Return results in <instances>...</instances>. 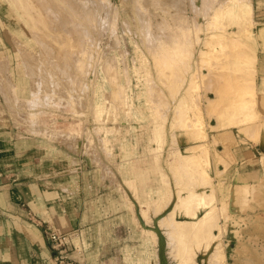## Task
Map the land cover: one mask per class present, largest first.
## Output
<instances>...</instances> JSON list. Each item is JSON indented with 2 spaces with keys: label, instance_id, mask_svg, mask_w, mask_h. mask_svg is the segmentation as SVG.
Masks as SVG:
<instances>
[{
  "label": "rangeland",
  "instance_id": "374dc122",
  "mask_svg": "<svg viewBox=\"0 0 264 264\" xmlns=\"http://www.w3.org/2000/svg\"><path fill=\"white\" fill-rule=\"evenodd\" d=\"M12 1L14 0H11V1L10 0H0V65L2 64L1 66L2 69L0 67V71L5 76V77L3 76L4 78L8 76L4 80L2 77L1 80H3V83H6L8 81L10 82V80L12 82V87L8 86V89L6 90L7 92L10 93L8 94V96L10 95L9 97L14 95L13 96L14 98H11V102L14 101L13 102L14 104L15 99H16L17 103H15L14 106L15 108H17L16 109L17 112H15L16 113V118H15V115H14L15 113L13 114L10 111L11 109H8L10 108L9 103H7L8 101H6L5 96H3L4 94L2 93V88H1L2 86L0 84V115H1L0 127L4 128V130L11 132L13 135H16L17 137L21 139L24 138V140H27L29 142L27 144L30 145L31 151L35 154H39V158L49 159V160L51 159V163L47 161V164L50 165L51 167L54 166V171L56 170V174H58V177H56L57 180H63V181L71 180L73 183L80 184L83 187L84 185L86 186L85 187L86 190L84 189V191L82 192L83 199L86 200L87 202H91V205L95 209V218H96L95 220L97 224L99 225L96 236L94 238L93 237L91 238V241H90L91 248L89 249V251H87L89 253L87 254V252H85L86 250L83 251L85 252L86 257L89 259L92 258L95 261L97 260L98 264H172L174 262L177 263V261H174L175 257L172 254L173 253L175 254V252L178 253L180 250L178 251L177 248L181 249L180 247L183 245L179 246L181 244V242L179 244V240L181 239L179 232L181 229L180 230L177 229L178 227H176L177 226L176 219H180V218L187 219L189 217V216L186 217L187 215L185 214V210L184 212H182L184 208H179V206L181 207L183 203L182 201L181 203L179 202L180 201L179 197H181L182 194L188 192L191 189L190 187H193V185L196 186L197 184L198 187L196 186L194 190L192 189V191H200V192L204 191L203 192L204 194V193L209 192L210 190L211 191L209 193L215 190L213 192V196L212 194H211V197L208 196L209 199L211 198L210 200L208 199L206 194H204L205 195L204 198L205 200L207 198L206 200L207 204L209 203V201L210 203L211 201H213L211 204L209 203L211 206L209 204L207 206H210V207L213 206L212 207L213 209L215 207V211L211 208L213 212V213L211 212V215L212 214L214 215L211 216L213 220H211L210 222L211 224H213V227L215 229L212 228L213 229L212 230L208 226V228L210 229V235H211L210 237L209 233H207L208 238L210 240L215 239V238L217 239L211 241V243H209L210 240L208 241V243H206L207 239H205V241L200 239L201 244L205 243L207 246V248H203V246L205 245L201 246L200 242L198 243L196 238L195 239L192 238V236H194L193 232L196 230V227L194 229L193 227L185 229V232L186 231L189 232L190 230L189 234L188 232H186L189 235V237L187 234L186 235L189 240L191 239L193 240L191 242H189L186 236H184L185 232L181 231L183 232L182 234H184V235L181 234V236L185 237V238L182 237V239L184 240L186 239L188 241V245H190V243L192 244L196 242L200 244L199 248H203V250L194 248L196 250L194 252L192 248L190 251H193L195 253L196 257L195 255H193L194 253H192L194 258L192 257L191 254L188 255L186 252L183 253L182 251H180V254L179 253L177 255L175 254L177 257V260L179 259V257H181V255L187 254V257H190L189 264H193V263L194 264H211V263L212 264H264V166H263L264 165L263 163L264 162V117H263L264 110L262 109V104L259 102L260 96H264V94L262 95V92L264 93V39H263L264 37L258 38V41L254 42L255 44L257 43L256 45H257V51L259 53V61H256V63H254L255 61L253 60V62H251L248 65L249 69L246 74L248 76H244L245 78L247 77V81H249L251 87L254 88V89L252 88L253 95L251 94V97L248 103L249 109L251 108L250 106L252 107L255 106L259 111V114L256 116L258 117L260 113L261 115L258 118L254 116L255 119H253L254 118L253 117L252 118L253 120L250 119L249 121L250 123H249L247 121L241 122V119L239 118V116L235 114L234 118L233 119L231 118V121L228 122L227 120L229 119L228 117L229 113L224 112V109L226 108V106L225 108L222 106L224 105L222 104L223 103L222 100H221L222 103H220V100H219V103L217 102L218 105L222 104L221 105L222 109L218 107L217 109L222 110L220 111L222 114L225 113L226 117L228 118L225 121L220 120L219 118L220 115L218 114L220 112L217 111L216 108H214L212 105H210L212 108L210 106L208 108V104H207L208 101L206 99L205 100L203 99L204 98L203 93L206 91L205 90L206 88H203V87L200 88L199 90L201 92L199 90H198L199 92L198 91L193 92V90H191V92H193V95L197 93H201V96L199 95L200 97L197 96L198 99L196 97L198 101L194 98L190 99V95H192V93L186 92L187 90H184V88L186 87L187 83H189V81H192L193 79H196V78L197 80L202 79L200 80L202 81V84L204 83L206 84L207 82H209V80H213L216 76L213 75L214 76L213 77L210 75L212 69H214L212 64L215 65L216 63H224L228 58H229L228 60H230V57L232 58L233 56H235L236 52L232 50L238 49V47L236 48V41H237L236 38L238 34H233V33L231 34L232 31L236 30V29H232L231 26L221 27L217 25H210V24L208 25L206 20L208 19V17L209 19H211V16L209 15L205 16V14L208 13L206 11L198 12V10L197 11L193 10V8L191 7L192 5H190L189 3L191 0L189 1L188 0H164V1L163 0H135V1L133 0H107L109 3L105 0L104 1L101 0V2L103 3H100V5H99L100 0H89V1L74 0L75 2L72 0L74 2L72 5H75L73 6V8L75 7L76 9L80 10L78 14L79 13L81 14L83 10H84L83 12H85L86 10L85 7H89L91 10H93V12H91L90 15L94 17V19L92 20H90L89 18L87 19L89 20L88 22L89 26H88L86 22L87 20L83 18L85 16L87 17V14L85 15L86 12L84 13L85 16L83 15V13L81 14V16L83 17H79L77 15L79 18H81L80 19L81 22L83 23L85 22L84 23L85 25L82 24V26H79V28H81L82 31L85 30L88 36L85 35L84 37L85 39H83L82 35H84L83 33L85 32L83 31L82 35H78L79 37L78 42H76L78 40V37L76 38L73 37L74 40H72V44H71L70 40L72 38H70L68 43H70L71 45H68L67 43V46H64V47L61 46V43H63L64 40L68 39L66 37L68 36V34L67 35L63 34L64 33L63 30L65 29L61 28L62 26H60V24L57 22L58 20L56 21L53 20L57 23V25L54 23L55 30L53 31H55V33L54 32H51V33L56 34V30L58 31L59 26H60L62 30L61 31L59 30L58 32H62V35H63V36L61 35L62 37L66 35L65 39H62L61 37L60 44L59 42H57L59 44L58 46L55 41L52 42L51 40H50L51 43H54L53 45L50 44L49 40H47L48 42L45 41V43H42L41 40L35 37H34L35 39L33 38V36H35V32L37 31L33 30L34 21L32 20L34 19H30L31 23L30 21L27 20L30 18L29 17L30 12L28 13V11L26 10V12L28 13L27 14L28 17H27L25 16L26 15L25 9H22L23 7L21 9L19 8L20 11L23 10L25 12L24 14L23 12H21V16H20V11L18 10V7L16 8V6H14V2L12 5L11 3ZM61 2H62V5L65 4V7L64 5L62 6V8L64 9L61 8V11L59 10L60 14L58 13V15L60 16L57 15V17H59V19L60 17H62L61 19L63 20V18H66L64 15H67L66 12H63V10L67 9L68 7L66 8V2H63V0ZM76 2L78 3L75 4ZM33 4L34 3H32V5ZM78 4L79 5L84 4V5L78 6ZM178 4L181 6V8ZM159 6H161V8ZM81 7H82V10H81ZM253 7H254L253 16L258 25L255 27L264 25V0H253ZM73 8H71L73 10L72 12H74V10L76 12L77 10ZM68 10L70 12V8L67 9V11ZM98 10L99 12H97ZM72 12H70L69 15H67V17H69L72 14ZM31 13L33 14L34 12H31ZM61 13L62 15L64 14L63 15L64 17L61 16ZM182 13L185 16L184 15L182 16ZM195 13L196 14L200 13V15L198 16L200 17V20H201V26L200 27L197 26V28H195L194 26L191 27V25L196 26L195 22L197 20L194 19ZM34 14L37 15L36 13ZM74 14H77V13H74ZM92 14H95V15H92ZM167 14H170V15H167ZM174 14L176 15L177 18L175 17ZM35 15H33L32 18L35 17ZM44 15L46 16L47 14H44ZM55 17H52L51 19H54ZM190 17L193 20L190 19ZM82 18L84 19V21H82ZM46 19H47V16H46ZM67 20L68 19L66 18V20L64 19L63 21V22L66 21L64 23L65 25H67ZM23 21H25L26 24ZM181 21L184 25H186L187 22H188L187 24L189 25V23L191 22V25L189 26L186 25V29L191 27L189 28L190 32H189V29L187 31L191 34V38L195 40L193 41L194 43L192 42V39L188 37L190 34H188L187 31L186 33L188 36H186V33H184L185 35L183 34L185 30L184 28L185 26L183 27V25L181 24ZM185 21L186 23H184ZM193 21H194V24H193ZM204 22L207 23L206 26L205 24L204 25L202 24ZM90 23L94 25L91 26ZM162 23H163V26H162ZM178 23L182 25L183 31L178 30L180 26L178 25ZM148 24H149V28H147ZM160 24L165 29H162ZM173 24L175 25L173 26ZM93 26L95 27L93 28ZM157 27L158 29L156 30ZM173 29L175 31L177 29L178 31L182 32V35H179V36L183 37L181 38L182 40L183 39H185V41L187 40V42H189L188 44L191 45L190 46L191 48H188L187 51H185L186 53L183 52V59L181 60L180 63H179V60L174 61L173 56L170 57L171 58L170 62H172L174 66L172 69L170 67H168L169 69L167 68V70H169L170 72H167L169 75H168V79L166 78V80L169 81L170 79L175 78L176 76L180 77L179 75H181V72L183 71V69H186L189 66H192L195 68L198 65L197 68L198 67L199 68L198 69L195 68L197 70L194 72L195 77H194V74L192 75L193 77H191L188 75H184L182 73L181 76L184 78L185 81H182V84H180L181 81L179 82L180 86H182V87L177 86L178 89L180 88V90H178L179 93L174 92V91H177L176 87H173V88L168 87L169 89H171L170 91L169 89L167 90L169 91V93H171V91L176 93L175 98H173L172 95L169 97L171 103L167 102L168 101L167 99L166 100L163 99L164 101H166L165 104L167 106H165L164 101L160 100L161 103L158 101V103L160 104V107L158 106V103H156V101L153 102L155 106L154 107L151 102V99L156 100L157 97L153 95V92L152 94H149L150 89H151L149 86L153 87V84L155 81H157L155 84L158 83V78L160 79V77L163 74H167L165 73L166 68L165 70H163L162 72H158L157 74H156L157 71L156 72L153 71L152 66H154L155 63H153L152 61L155 62V60H157L155 57V54H153L155 52L154 48L158 44L155 50H158V49L160 50L161 48L162 50L164 49L166 51L165 45H169L168 43L172 42L170 36L172 37L174 36L172 34H175L178 32V31L176 32L174 31L175 32L174 33ZM225 29L227 31H225ZM31 31H32V35H31ZM159 32L162 35H160ZM163 32L165 34H163ZM71 33L70 35H72ZM213 33H220V35L219 34L212 35ZM163 35L165 36V38H167L166 40L168 41L170 40L169 42L167 41L168 43L166 42ZM168 35L170 39L168 38ZM158 36H160L161 39ZM153 37L155 38V40ZM198 37H201V38H198ZM86 38L88 40H86ZM80 39H82L83 41ZM156 39H158V41ZM181 39L180 37H178L179 41ZM188 39L190 40L188 41ZM198 39L200 40L198 41ZM17 41L23 44L24 48L27 47V50H29L27 51L28 53L29 52L32 53V54L29 53L28 55H30L29 58L33 62L31 61V65H29L30 62H28V65L26 64L27 67L29 68L30 66L32 70H36V71L38 70L37 72L36 71L34 72L38 73L37 75L41 74L37 76L39 77L40 80L43 79L44 77H47V75L44 73H47L48 75H50L49 78L51 77V82L53 81L51 85L53 83L55 84L54 81L59 80L57 79V76H55L57 75L55 71L58 72V69L56 66H59V64L55 66V69L57 70L55 69L51 70V67L49 68V66H47L49 65L48 63H50L49 61L53 59V54H50V51L51 53L54 52V54H56V48L57 49L60 48L61 52H64L65 50L66 52H64V54L67 55L71 51V48L75 49V53H74V50H72L71 51L72 54L70 53V55L67 56V58L64 57V60H65L64 62L66 63V61L69 60L68 57L72 55L70 57L72 59L71 60L72 64L70 63V61H68L69 63L67 62L68 64H65V63L63 64L67 66L68 65L72 66V67L69 66L71 67L70 74H72L75 77L69 76L70 78H72V80L70 78L69 79L67 78V80L72 81V82L70 81L71 83L69 82V85H72V87L69 86L66 92H61L59 91L58 88H56L58 89V91L54 89L55 85H52L53 88H50L49 86L51 85H48V87L53 90L52 91L50 89H47L46 84L44 86L43 85L41 86V84H39L40 85L39 90L37 91L40 94L37 91L34 92L32 90V86L30 85L31 79L26 73L27 67L25 68V65H24L27 61V57L26 59H23V55L21 54L18 46L16 45ZM38 42L40 43L38 45L43 46L41 49L44 50L46 48L43 52H41L42 50H39L40 46L37 47ZM145 42H146V45H145ZM79 43H82L80 45L83 46L84 49L81 48L80 45H78ZM48 44L49 46H51V49L50 47H48ZM84 44H85V47H84ZM255 46L254 47L252 46V47L255 48ZM168 47L169 46H167V50H168ZM67 50L69 52H67ZM162 50L160 51L163 52L164 50L163 51ZM44 52L46 53V56L48 55L46 57L48 61L47 59H44L46 63L44 62L42 63L40 60V58L42 57L41 53L44 54ZM161 54L165 56L164 52ZM32 55H34L33 57H35V61ZM37 55H40L38 56L39 58H37ZM43 57L45 58V55H43ZM49 57L51 59H49ZM5 58L7 61L5 60ZM29 58H28V61H29ZM81 58L85 60V63H84V60ZM145 58H147L148 61ZM3 59L6 61V63L4 64L8 66L7 68H5L6 66L4 67L3 63H1ZM36 61H37L38 68L35 65L36 63H34ZM39 61L41 65L38 64ZM86 63L88 65L91 64L92 66L90 65L88 67L84 66L86 65ZM42 64L43 65L46 64L47 66L46 69L48 70V72L45 69L46 66L43 67ZM142 64H144V66ZM108 66L109 67L111 66L112 68L111 67L108 68ZM83 67L84 68L87 67L89 71H86V72L82 71V69H84ZM231 67L233 68L234 65H232ZM53 68L54 67L52 66V69ZM87 68L84 70H87ZM210 68L211 70H209ZM40 69H41V72H40ZM108 69L110 71H113L114 69L113 73L115 74H113L112 72H109ZM3 70H6V71L4 72ZM148 70L150 71L148 72ZM229 70L231 71V68ZM208 71L210 72L208 73ZM49 72H51V74L56 77V80H54L55 77H53L54 79L52 78V75ZM123 72L125 75L123 74ZM196 72H199V73H196ZM75 73L77 74V76L75 75ZM206 73H208L207 75L209 76H207ZM196 74H199V75L196 76ZM215 74L217 73L215 72ZM126 75L128 76V78ZM200 75L204 77H201ZM107 76H110V77H107ZM145 76L148 79H146ZM106 77L107 79H105ZM143 77L145 79H143ZM137 78H139V80ZM240 79L242 80L243 77H240L239 80ZM112 80L113 81L115 80L113 84L112 83L109 84V82L110 81L112 82ZM167 81L165 82L166 85L168 83L169 84L168 86H171V83L173 82H170L171 80L169 82ZM161 82H159L160 84L158 85L159 86L162 85V87H164L165 84L164 83L162 84ZM251 82H253V84H251ZM48 84H50V82H48ZM45 86H46L47 91L46 89H44ZM85 87L88 89V91H85L87 90ZM166 87L167 86L164 87V90L166 89ZM118 88L120 90H118ZM70 89L72 90L71 91L72 94L70 93ZM75 89L77 92L76 91L74 92ZM146 90L149 91L148 94L151 95V98L149 99V101L148 99L146 101V96L147 98H149ZM56 92H59V94L61 93L60 95L63 98L61 99L57 98V96H60V95L56 96ZM123 92L126 93L125 94L126 97H124ZM208 92L211 97H215L214 94H212L213 91L210 90ZM33 93H35V95H33ZM116 93L117 94L120 93L121 95L118 94V97H116L117 96ZM186 93L188 94V96L186 95ZM254 93L255 94L258 93V94L255 95ZM62 94L64 96H62ZM184 100L185 102L187 100V103H185ZM195 100L198 103L200 101V103L197 104ZM175 101L182 102V105H179L180 107H182L183 104H186V107H184L185 106L184 105L183 109H186L188 112L186 110H183L185 111L184 116L180 115L183 113L182 108L180 109V111L179 109L178 110L174 109V107H177L176 105L180 103V102L176 103ZM224 101L226 102V105L229 102V100L227 99H225ZM112 102L115 104H113ZM250 103H252V105ZM98 104L99 106H102L104 108V110L101 109L102 113L100 114V119L97 118L98 112L96 111V108H95V106ZM217 104L215 102V107L217 106ZM156 105L158 108H156ZM198 105L200 107H198ZM151 107H154V108H151ZM161 107L164 109L162 110ZM212 109H215L216 113L213 112ZM155 110L159 111L158 114L156 111V115H159V116H156L154 114ZM177 111L179 112V114ZM18 113L20 116L17 115ZM166 113H167V116H166ZM175 113L178 114L179 116L177 115L175 117ZM188 113L189 115L192 116V118L189 117ZM162 115H163V118H162ZM250 116H253V115H250ZM95 117L97 120L95 119ZM208 118L210 120H208ZM183 119L185 120L187 119L188 121V122L186 121L188 125H185V126L189 127L190 125V128L191 127L193 128V126H196V128H194L195 129L194 133H192L193 135L191 134L192 136L189 139L191 140L194 138L195 140L193 139L191 141H188L189 143L185 142V139L187 138L186 136H188L189 138L190 134L187 132L189 130L188 128L182 127L184 123H181V121L182 122L185 121ZM18 120H19V123L17 125ZM164 120L165 122L163 123ZM172 120L174 123L172 122ZM200 120H202V122ZM198 122L200 123V126ZM220 122H225L226 124L225 127L220 126L222 129L218 127ZM226 122H228V124ZM175 124H176V127H175ZM215 124H217L216 125L217 127L215 126L216 128L214 127ZM253 124L254 126L256 125L255 128L251 127L253 126ZM155 125L157 126L156 129L158 130H155ZM160 126H162V128H160ZM163 126L165 130L163 129ZM201 127L205 128L206 130L205 129L203 130L206 132H203V130L199 131L198 129H200ZM167 128H168L167 130L168 134L165 133ZM181 128L185 130H181ZM229 128H232L230 129L232 130V132L231 133L229 132V134H231L230 138H229V135L226 137V136H223L222 133H220L221 130L222 131L223 129L229 130ZM160 129L164 130L161 133L162 136L160 135V132L159 133L157 132ZM180 130L182 134L179 133ZM245 130L249 132L252 131V132L249 133ZM170 131L172 133H170ZM173 131H175V133L177 134H173ZM198 131L201 133H199ZM197 132L200 135H198ZM204 133H207L208 135ZM158 134L160 135V137L163 138V140L164 139L167 140V142L164 140L166 142L165 147H164L165 142L163 143L160 142L163 146L161 148V144L160 143L158 144V142L156 141V138L159 137ZM163 134L167 135L169 138L164 136ZM178 134H180V136H183V137L178 138L177 137ZM184 134L186 138H184ZM153 135H156V138L155 136L153 137ZM171 136L173 138H171ZM174 137L176 140L174 139ZM154 138L155 140H153ZM230 139H232V141ZM171 140H173V142ZM177 140L180 141V142H177V145L180 143L179 144L180 146L174 149V143H176L175 141ZM153 141L155 142L153 143ZM169 141L171 144H169ZM208 141H210L211 143ZM222 142L224 143L223 145H222ZM187 144L191 146H187ZM192 144H195V147ZM158 145L160 146L161 152L164 150L162 153H160V151L158 150L159 149ZM185 145L187 146V148H184ZM35 146L37 147V149ZM153 147H157L155 148L156 150ZM228 147L230 148V151L232 152L230 155L227 154L228 153L227 150H229ZM157 150L158 152H156ZM186 151L188 155L194 154L196 163L200 162L199 164L201 167L204 165V167L202 168L207 173H205L204 175V173L201 172V174H202V177L208 175L206 177L208 179H205V177L202 178L207 181V182L203 181L205 183L202 184L203 186L201 185L202 187L200 186V184H198L199 181L200 183L202 182V179H200L201 177L198 175L200 177L198 178L197 176L198 173L195 175L194 174L190 175L191 177L188 176L190 177L188 179L187 175L182 176V174H184L183 172L182 173L180 172V174L177 173L179 174L178 176L177 174H174L171 170L172 168L171 161L173 162L176 157H180L182 153L186 154ZM198 151L200 153H197ZM155 152L159 154H155ZM171 153L172 154L174 153V154L172 155ZM195 153L197 155H195ZM225 153L226 155H224ZM158 156L159 158L160 157L161 158L159 159ZM227 158H229V160ZM223 162L225 164H223ZM176 165L180 166L179 163H177ZM157 166H160V167L162 166L161 168H163L164 172H166V175H167V177L165 176V178L167 180L169 178L170 186L172 188L174 187L173 188L174 191L172 190V188L168 190L167 187H165V184H164L165 182L160 173L162 171H160L159 169L160 167H157ZM205 168L207 169V171ZM223 168H225L224 171L220 172V170ZM174 176L175 177L177 176L176 179L174 178ZM180 176L181 178H178ZM184 176L187 179H185ZM196 176L198 178L196 180L198 181L194 180ZM211 176H212V180L210 181L209 178L211 179ZM239 176H240L239 182L237 178H236V181H233L235 177H239ZM177 178L181 180H178ZM191 180L193 181L190 182ZM130 181H132L133 183L132 188H130L131 191L128 189L129 185H127V183ZM178 181H181V184H179ZM182 183L184 184V187ZM210 183L212 185L208 186L210 185ZM162 184L164 185L165 188L163 187ZM205 184L207 186H205ZM238 185L242 186V187H239L240 188L239 190H241L242 188L244 190L242 189L243 191L241 190V192H238L239 191L237 187ZM89 186H92L93 188L92 191L89 190ZM246 187H248V189ZM133 188L136 190H132ZM231 190L233 191L231 192ZM236 191L238 193H236ZM232 193L234 195L237 194V196L238 195L239 196L234 197L232 196L233 195ZM212 197L213 199L215 197V199L213 200ZM150 201L153 202V204L148 206L147 202L149 203ZM154 202L155 203L160 202L158 203L160 206L157 204L155 205ZM195 205L196 206L193 209L196 208V210L198 209V211H196L197 212L196 215L194 213L196 218L195 216L193 217V220H192L193 222H195V220L198 219L206 211L205 208H202V206L199 207L200 209L197 208V203ZM174 206H175L176 212L174 211ZM179 209L180 210L182 209V210L180 211ZM216 210L218 211L217 216H216ZM152 211H154V213ZM169 212L171 213V215ZM193 212L195 211L193 210ZM165 217L166 219L171 218V217L172 218L175 217V218H174V221L171 219L170 220L167 219L168 220L167 221L165 220ZM160 222L162 225L160 224ZM173 224L175 225L176 228L174 227ZM216 225L217 226L219 225V227H221V230L219 227H216ZM167 226H169L168 229H167ZM172 227H173V230L175 231L173 230L171 231V234H172V237H171V234L169 232L172 229ZM146 229L147 230L149 229L148 231L151 232L149 233V235L148 233H146L147 231ZM191 229L193 231L192 233H191ZM166 230H168L169 232H167ZM177 230L179 232H177ZM174 232L175 233L177 232L178 236L177 235L175 236ZM207 234H205L206 237H207ZM200 235L204 236L203 233ZM213 235L215 238L213 237ZM173 236H175V238H173ZM203 238L204 237H202V239ZM174 239L175 241H172ZM176 241H178L177 245L179 247H176L177 245L175 246L174 243ZM154 242L155 244L157 243L156 246L154 245ZM207 244L209 245V248ZM169 245L171 248H173L171 249L169 247L171 251L173 250L172 254L167 248V246ZM195 245L197 244H194V245L192 244L191 246L196 247ZM217 245H218V248H217ZM219 247L220 248L222 247L221 248L222 251H220ZM215 250H219L220 252L215 251ZM203 251H206V252H203ZM216 252L217 254H221L222 256L219 255L218 257ZM169 254L171 255V257ZM192 258L194 260H192ZM68 260H70L71 262L75 264H84L83 262L79 260L69 259V258ZM178 261H181V258ZM89 263L94 264L92 262H89ZM177 264H179V262Z\"/></svg>",
  "mask_w": 264,
  "mask_h": 264
},
{
  "label": "bare ground",
  "instance_id": "6f19581e",
  "mask_svg": "<svg viewBox=\"0 0 264 264\" xmlns=\"http://www.w3.org/2000/svg\"><path fill=\"white\" fill-rule=\"evenodd\" d=\"M11 1V0H10ZM62 0H14V1H12L11 3H12V5H13V2H14V6H16V8L18 7V10H19V8L21 9L22 7V9H25V12H26V10L28 11V13L30 14L29 15V19H27L28 21H30V19H34V20H32V21H34L33 23V25H34V29L33 30H36L37 32H35V36H33V38L35 37V38H37V39H39V40H41V42L42 43H45V41H47V40H49V42H50V44L51 45H53L54 43H51V41L52 42H59V44H60V41H61V37L63 36L62 35V32H58L59 30L61 31L63 28L65 29V30H63V34H68V36H66L68 39H66V40H64V42L63 43H61V46L62 47H64V46H67V43L69 42V40H70V38H72L70 41H71V44H72V40H74V38H76V37H78V35H82V33H83V31H85V30H83L82 31V29L81 28H79V26H82V24H84L83 22H81L80 21V19L81 18H79V17H83V16H81V14L83 13V15H84V13H85V15L87 14V17L85 18V17H83L85 20H87L88 18L90 19V20H92V19H94V17H92L91 15H90V13L91 12H93V10H91L89 7H85L86 8V10H85V12H83L82 11V13L79 15L78 14V12H80V10H78V9H76L75 7V9L77 10L76 12H75V10H74V12H72L73 10L71 9V8H73V6H75V5H72L74 2L72 1V0H63V2H66V8L67 9H69L70 8V12H72V14L69 16V17H67V15H69V10L67 11V9H65V10H63V12H66L67 13V15H64L68 20H67V25H65L64 23L66 22H63L64 21V19L66 20V18H63V20L61 19L62 17H60V19H59V17H57V15H58V13L60 14V11H61V8H62V6L64 5V7H65V4H63L62 5V2H61ZM86 1H89V0H86ZM104 1V0H103ZM105 1H107V0H105ZM133 1H135V0H133ZM132 1V2H133ZM164 1V0H163ZM189 1V0H188ZM187 1V2H188ZM108 2V1H107ZM137 2V1H136ZM167 2V1H166ZM171 2V1H170ZM186 2V3H187ZM32 3H34L33 5H32ZM78 2H76L75 4H77ZM100 3H103V2H101V0H100V2H99V5H100ZM109 3V2H108ZM162 3V2H161ZM160 3V4H161ZM173 3V2H172ZM183 3V2H182ZM181 3V4H182ZM190 5H192L191 7L193 8V10H198V12H204V11H206V12H208L207 14H205V16L206 15H209V16H211V19H209V17H208V19L206 20V22L208 23V25L210 24V25H217V26H221V27H225V26H231L232 27V29H236V30H234V31H232L231 32V34L233 33V34H238V36H237V41H236V48L238 47V49H236V50H232V51H235L236 52V54H235V56H233L232 58L230 57V60H226L224 63H216L215 65L214 64H212L213 65V68L214 69H212V71H211V76H213V75H215L216 77L213 79V80H209V82H207L206 84L204 83V84H202V81H200V80H202V79H199V80H197V78L196 79H193L192 81H189V83H187V85H186V89L184 88V90H187L186 92H191V90H193V92L194 91H198L200 88H206L205 90L208 92V91H213L212 92V94H214V96L216 97H211L210 95H209V92L207 93L206 91V93L204 92L203 93V95H204V100L206 99L207 101H208V108H209V106L210 105H212L214 108H216L217 109V107L218 108H221L222 109V106L225 108V106H226V108L224 109V112H227V113H229L228 114V117H229V119L226 117V115H225V113L224 114H222L220 111H222V110H219V109H217V111H219L220 113H218L219 115H220V120L221 121H225L226 119H228L227 121L229 122V121H231V118L233 119L234 118V115L236 114V115H238L239 116V118L241 119V122H249L250 121V119H252L254 116H256V115H258L259 114V111H258V109L255 107V106H250L251 108L249 109V106H248V103H249V99H250V97H251V94L253 93V87H251V85H250V83H249V81H247V77L245 78L244 76H248V75H246L247 74V71H248V69H249V64L251 63V62H253V60L255 61L254 63H256V61H259V53H258V51H257V43L255 44L254 42H257L258 41V38H263L264 37V25H260L259 27H255V26H258L257 25V22L255 21V19H254V16H253V9H254V7H253V0H191L190 2ZM85 4V3H84ZM84 4H81V5H79L78 4V6H83ZM89 4V3H88ZM159 4V5H160ZM177 4V3H176ZM95 5V4H94ZM93 5V6H94ZM103 5H105V4H103ZM107 5V4H106ZM135 5V4H134ZM141 5V4H140ZM170 5V4H169ZM179 5V4H178ZM177 5V6H178ZM13 6V7H14ZM72 6V7H71ZM78 6H77V8H78ZM88 6V5H87ZM92 6V5H91ZM96 6V5H95ZM110 6V5H109ZM166 6H168V5H166ZM165 6V7H166ZM180 6V5H179ZM178 6V7H179ZM188 6H189V4H188ZM137 7V6H136ZM160 8H161V6H159ZM158 7V8H159ZM15 8V9H16ZM73 8V9H74ZM105 8V7H104ZM109 8V7H108ZM145 8H146V6H145ZM168 8V7H167ZM180 8H181V6H180ZM62 9H64V8H62ZM84 9V8H83ZM94 9H95V7H94ZM107 9V8H106ZM139 9V8H138ZM143 9V8H142ZM175 9V8H174ZM177 9V8H176ZM60 10V11H59ZM81 10H82V7H81ZM137 10V9H136ZM173 10V9H172ZM20 11V10H19ZM164 11H166V10H164ZM169 11H170V9H169ZM174 11V10H173ZM179 11V10H178ZM195 11V12H196ZM21 12H23V14L25 13L23 10L22 11H20V16H21ZM31 12H34V13H36L37 15H35L34 13L32 14ZM97 12H99V10L97 11ZM145 12V11H144ZM188 12H189V10H188ZM211 12V13H210ZM27 12L25 13L26 15L25 16H27V14H28ZM65 13V14H66ZM74 13H77V14H74ZM106 13H108V12H106ZM175 13V12H174ZM210 13V14H209ZM32 14V15H31ZM44 14H47L46 16H47V19H46V16L44 15ZM138 14V13H137ZM140 14V13H139ZM177 14V13H176ZM180 14H181V12H180ZM33 15H35V17H33L32 18V16ZM62 15V13H61V16H63ZM79 17H78V16ZM92 15H95V14H92ZM167 15H170V14H167ZM172 15V14H171ZM175 15V14H174ZM179 15V14H178ZM184 14L182 13V16H183ZM198 15H200V13H195V16H194V19L195 20H197L196 22H195V24H196V26L195 25H191V22L189 23V25H191V27L192 26H194L195 28H197V26L198 27H200L201 26V20H200V17L198 16ZM214 15V16H213ZM22 16H24V15H22ZM56 16V17H55ZM58 16H60V15H58ZM63 16V17H64ZM91 16V17H90ZM173 16V15H172ZM185 16V15H184ZM28 17V16H27ZM52 17H55L54 19H51ZM97 17V16H96ZM100 17V16H99ZM113 17V16H112ZM175 17H176V15H175ZM174 17V18H175ZM25 18V17H24ZM56 18H58V19H56ZM82 18V21H84V19ZM177 18V17H176ZM178 18H179V16H178ZM190 19H192L191 17H190ZM203 19V18H202ZM53 20H58L57 22L60 24V26H62L61 28H60V26H59V29H58V31L56 30V34H52L51 32H54L55 33V31H53V30H55V25H54V23L57 25V23L55 22V21H53ZM62 20V21H61ZM96 20V19H95ZM99 20V19H98ZM166 20V19H165ZM193 20V19H192ZM191 20V21H192ZM27 21V22H28ZM59 21H61V22H59ZM168 21V20H167ZM178 21H180V20H178ZM24 23H25V21H23ZM87 22V24H88V22H89V20H87L86 21ZM93 22V21H92ZM95 22V21H94ZM98 22V21H97ZM198 22V23H197ZM206 22H204V23H202L203 25L205 24V26L207 25V23ZM30 23H31V21H30ZM29 23V24H30ZM184 23H186V21L184 22ZM188 23V22H187ZM186 23V25H188ZM26 24V23H25ZM91 24V23H90ZM147 24V23H146ZM172 24V23H171ZM181 24L183 25V27L185 28V30H184V32H183V34L184 33H186V31L189 29V28H191V27H189L188 29H186V25H184L183 23H182V21H181ZM193 24H194V21H193ZM32 25V24H31ZM85 25V24H84ZM92 25H94V24H91V26ZM113 25V24H112ZM143 25V24H142ZM158 25V24H157ZM175 24H173V26H174ZM178 25H180L179 23H178ZM182 25H180L179 26V29L178 30H182L183 31V27H182ZM188 25V26H189ZM88 26H89V24H88ZM146 26V25H145ZM144 26V27H145ZM148 26V27H147ZM146 27L147 28H149V24L147 25ZM160 26H161V24H160ZM162 26H163V23H162ZM161 26V28L162 29H165V28H163ZM166 26V25H165ZM164 26V27H165ZM168 26V25H167ZM95 26H93V28H94ZM143 27V28H144ZM176 27H178V26H176ZM54 28V29H53ZM89 28V27H88ZM97 28H98V26H97ZM56 29H57V27H56ZM69 29H70V31H69ZM91 29V28H90ZM110 29H112V28H110ZM158 29V27L156 28V30ZM32 30V31H33ZM88 30V29H87ZM147 30H149V29H147ZM151 30V29H150ZM168 30V29H167ZM177 29H176V31H178ZM228 30H230V29H228ZM29 31V30H28ZM32 31H31V35H32ZM95 31H96V29H95ZM163 31H165V30H163ZM175 30L173 29V32H174ZM175 31V32H176ZM192 31V30H191ZM225 31H227L226 29H225ZM58 32V33H57ZM71 32H73V33H71ZM92 32H93V30H92ZM143 32H144V30H143ZM156 32V31H155ZM174 32V33H175ZM180 32V33H179ZM188 32V31H187ZM189 32H190V29H189ZM188 32V34H190ZM70 33L72 34V35H70ZM150 33V32H149ZM148 33V34H149ZM230 33V32H229ZM84 35H82V38L83 39H85L84 37H85V35H87L88 36V34L86 33V31L83 33ZM158 34V33H157ZM159 34H160V32H159ZM163 34H165L164 32H163ZM216 35V34H219L220 35V33H213L212 35ZM33 35H34V33H33ZM62 35V36H61ZM150 35H152V34H150ZM160 35H162V34H160ZM172 35H174V36H170V38H171V40H172V42L171 43H168L169 41L168 40H166L167 38H165V36H164V38H165V40H166V42L169 44V45H165L166 47H165V49H166V51L164 50H162L160 47H158V48H160V50H162L163 52H164V54H165V56H163V54H161V53H163V52H161L159 49L158 50H155L156 48H157V45L155 46V48H154V51L159 55H157L155 52L153 53V51H152V53L153 54H155V57H156V59L157 60H155V62L154 61H152L153 63H155L154 64V66H152L153 68V71H157L156 72V74L158 73V72H162L163 70H165V68H166V70H167V68L168 67H170L171 69L173 68V63L172 62H170L171 60V56H173V60L174 61H177V60H179V63L181 62V60L183 59V52L184 53H186L185 51H187V49L188 48H191L190 46V44H188L189 42H187V40L185 41V39H181V38H183L182 36H179V35H182V32L181 31H178L177 33H175V34H172ZM185 35V34H184ZM193 35H195V34H193ZM65 36L64 37H62V39H65ZM155 36V35H154ZM157 36V35H156ZM176 36H178V37H180V39L182 40H178V37H176ZM186 36H188L187 35V33H186ZM197 36H199V35H197ZM197 36H196V38H197ZM74 37V38H73ZM152 37V36H151ZM158 37H160V36H158ZM167 37V36H166ZM189 38H191V34L188 36ZM32 38V39H33ZM34 38V39H35ZM148 38V37H147ZM154 38V37H153ZM157 38V37H156ZM168 38H169V35H168ZM169 38V39H170ZM198 38H201V37H198ZM203 38V37H202ZM90 39V38H89ZM145 39V38H144ZM159 39V38H158ZM158 39H156L157 41H158ZM160 39H161V37H160ZM186 39H187V37H186ZM192 39V38H191ZM264 39V38H263ZM51 40V41H50ZM76 40V39H75ZM80 40H82V39H80ZM86 40H88L87 38H86ZM154 40H155V38H154ZM190 39H188V41H189ZM200 39H198V41H199ZM79 41V37H78V40L76 41V42H78ZM83 41V40H82ZM89 41H91V40H89ZM88 41V42H89ZM146 41V40H145ZM193 41H195L194 39H192V42ZM196 41H197V39H196ZM34 42V41H33ZM40 42V41H39ZM37 43V45L38 44H40V43ZM48 42V41H47ZM73 42H75V41H73ZM87 43V42H86ZM194 43V42H193ZM25 44V43H24ZM58 43H57V46L59 45ZM70 43H68V45H71ZM76 44V43H75ZM80 44H82V43H79L78 45H80ZM165 44V43H164ZM254 44V45H253ZM16 45L18 46V48H19V50H20V52H21V54L23 55V59H26V57H27V61H26V63L24 64L25 65V68L27 67V65H28V62H30V64L29 65H31V61L32 60H30V58H29V56L30 55H28L29 53H31V52H27V51H29V50H27V47H25L24 48V46H23V44H21V43H19V41H17L16 42ZM26 45V44H25ZM145 45H146V42H145ZM254 47L255 45V48H253L252 46ZM36 46V45H35ZM40 45H38L37 47H39ZM47 46V45H46ZM56 46V45H55ZM73 46V45H72ZM76 46V45H75ZM81 46V45H80ZM79 46V47H80ZM160 46V45H159ZM161 46H162V44H161ZM167 46H169L170 47V49H169V47H168V50H167ZM43 46H40L39 48V50H42L41 52H43L46 48H45V46H44V50L43 49H41ZM48 47H50V49H51V46H49V44H48ZM70 47V46H69ZM84 47H85V44H84ZM146 47V46H145ZM148 47V46H147ZM239 47H241V48H239ZM263 47V46H262ZM74 48V47H73ZM81 48H83V46H81ZM150 48V47H149ZM148 48V49H149ZM152 48V49H153ZM233 48V47H232ZM53 49V48H52ZM84 49V48H83ZM88 49V48H87ZM48 50V49H47ZM55 50V49H54ZM70 50V49H69ZM72 50H74V53H75V49H72L71 48V51ZM150 50V49H149ZM196 50V49H195ZM49 51V50H48ZM53 51V50H52ZM69 52L68 50H67V52H69V54H64V52H66L65 50H64V52H61V49L60 48H56V54H54V52H52L51 53V51H50V54H53V59H51L50 57H49V59H51V61H49L50 63H48L49 65H47V66H49V68L51 67V70H54L55 69V66L57 65V64H59V66H56L57 67V69H58V72L57 71H55L56 72V74L57 75H55V76H57V79H59V80H57V81H54L55 82V84L53 83L52 85H55L54 87V89H56V88H58L59 89V91H61V92H66V90L68 89V87L70 86V87H72V85H69V82L72 80V78H70L71 76L72 77H75V76H73L72 74H70L71 72H70V68L72 67L71 65H63L65 62V60H64V57H66L67 58V56H69L70 55V53L72 54V52ZM82 51V50H81ZM158 51V52H157ZM200 51H201V49H200ZM46 52V51H45ZM44 52V54L43 53H41V58H40V60H41V62L43 63H46L45 61H44V59H47L46 57L48 56H46V53ZM151 52V51H150ZM161 52V53H160ZM38 53H39V51H38ZM85 53H87V52H85ZM91 53V52H90ZM89 53V54H90ZM32 54V53H31ZM45 55V58L43 57V55ZM47 54H48V52H47ZM49 54V55H50ZM77 54V53H76ZM75 54V55H76ZM88 54V55H89ZM198 54V53H197ZM66 55V56H65ZM74 55V56H75ZM79 55V54H78ZM77 55V56H78ZM81 55V54H80ZM158 56V58H157V56ZM34 55H32V57H33ZM38 56H40V55H37V58H39ZM72 56V55H71ZM70 56V57H71ZM146 56V55H145ZM25 57V58H24ZM70 57H68V59L69 60H67L66 61V63L65 64H68L69 62L68 61H70V63L72 64V62H71V58ZM76 57V56H75ZM83 57V56H82ZM226 57V56H225ZM224 57V58H225ZM228 57V56H227ZM28 58H29V61H28ZM34 58V61H35V57H33ZM78 58V57H77ZM88 58V57H87ZM112 58V57H111ZM141 58V57H140ZM81 59H83V58H81ZM113 59V58H112ZM143 59V58H142ZM146 60H147V58H145ZM5 60H6V58H5ZM4 59H3V61H5ZM37 60V59H36ZM63 60V61H62ZM77 60V59H76ZM84 60V59H83ZM3 61H1V63H3V65H4V67L5 68H7L8 66L6 65V64H4V63H6V61L5 62H3ZM47 61H48V59H47ZM78 61H79V59H78ZM78 61H77V63H78ZM92 61H93V59H92ZM114 61V60H113ZM145 61V60H144ZM144 61H143V63H144ZM148 61V60H147ZM33 62V61H32ZM62 62V63H61ZM68 62V63H67ZM81 62V61H80ZM90 62V61H89ZM117 62V61H116ZM171 64H170V63ZM34 63H36L35 65H36V67H37V61L36 62H34ZM76 63V64H77ZM84 63H85V60H84ZM254 63H252V64H254ZM27 64V65H26ZM33 64V63H32ZM39 65H41L40 64V61H39V63H38ZM75 64V65H76ZM81 64V63H80ZM79 64V65H80ZM110 64V63H109ZM34 65V64H33ZM90 66H92L91 64H89ZM87 63H86V65H84V66H89ZM112 65H113V63H112ZM111 65V66H112ZM143 66H144V64H142ZM171 65V66H170ZM232 65H234V67L232 68L231 66ZM2 66V64L0 65V67ZM42 66L44 67V66H46V64L45 65H43L42 64ZM47 66L45 67V69L47 68ZM52 66L54 67L53 69H52ZM69 66H71V67H69ZM110 66V67H111ZM140 66V65H139ZM142 66V67H143ZM198 66V65H197ZM197 66L195 67V68H197ZM3 67V68H4ZM35 67V66H34ZM41 67V66H40ZM39 67V68H40ZM86 67V68H87ZM109 66H108V68H110ZM114 67V66H113ZM116 67V66H115ZM118 67V66H117ZM4 68V69H5ZM38 68V67H37ZM48 68V69H49ZM84 68V67H83ZM86 68H84V69H86ZM112 68V67H111ZM139 68V67H138ZM141 68V67H140ZM194 67H192V66H189V67H187L186 69H183V71L181 72V75H182V73L184 74V75H188V76H191V77H193L192 75L194 74V72L195 71H197L196 69H195ZM199 68V67H198ZM197 68V69H198ZM231 68V71L229 70V69ZM1 69H2V67H1ZM57 69H55V70H57ZM74 69H75V67H74ZM77 69V68H76ZM84 69H82V71H89L88 70V68H87V70H84ZM93 69V68H92ZM117 69V68H116ZM169 69V68H168ZM170 69V70H171ZM26 73H27V75L29 76V78L31 79V86H32V90L34 91V92H36L37 90H39V84H41V86L43 85H47V89H50V88H53L52 87V85H51V83L53 82H51V77L49 78V76L50 75H48L47 73H44V74H46L47 75V77H44L43 79H39V77H37V76H39V75H41V74H39V75H37L38 73H35L34 71H36V70H32V68L29 66V68L27 67L26 68ZM109 70V69H108ZM112 70V69H111ZM124 70V69H123ZM140 70V69H139ZM143 70H144V68H143ZM165 70V73H167V72H170L169 70H167L166 71ZM209 70H211V68L209 69ZM4 72L6 71V70H3ZM38 71V70H37ZM36 71V72H37ZM46 71L48 72V70L46 69ZM77 71V70H76ZM81 71V70H80ZM81 71V72H82ZM103 71H104V69H103ZM113 71H114V69H113ZM113 71H110L109 70V72H112L113 73ZM150 70H148V72H149ZM40 72H41V69H40ZM45 72V71H44ZM116 72V71H115ZM136 72H138V71H136ZM142 72V71H141ZM210 71H208V73H209ZM215 72L217 73V74H215ZM1 71H0V84H1V88H2V93L4 94L3 96H5V98H6V101H8L7 103H9V107L10 108H8V109H11L10 111L14 114L15 112H17V108H15V106H14V104L15 103H17V101H16V99H15V103L13 104V102H11V98H14L13 96L14 95H12L11 97H9L8 96V94H10L9 92H7V90L6 89H8V86H11L12 87V82H11V80H10V82L8 81V82H6V83H3V80L4 79H6L8 76H6V78H4L5 76L3 75V73H2V75H1ZM50 74H51V72H49ZM78 73V72H77ZM84 73V72H83ZM104 73H105V71H104ZM107 73V72H106ZM147 73V72H146ZM145 73V74H146ZM152 73V72H151ZM150 73V74H151ZM196 73H199V72H196ZM208 73H206V75L208 74ZM4 74H6V73H4ZM44 74H43V76H44ZM53 74H55V73H53ZM70 74V75H69ZM108 74H110V73H108ZM113 74H115V73H113ZM118 74H120V73H118ZM123 74H124V72H123ZM148 74V73H147ZM156 74H154V75H156ZM242 74H244V75H242ZM9 75V74H8ZM26 75V76H27ZM52 75V74H51ZM75 75L77 76V74L75 73ZM81 75V74H80ZM79 75V76H80ZM83 75V74H82ZM125 75V74H124ZM149 75V74H148ZM168 73L167 74H163L161 77H160V79L158 78V83L157 84H155L157 81H155L154 82V84H153V87H151V86H149L148 88L150 89V93H149V91H147L146 90V92H147V94L149 93V94H152V92H153V95L155 96V97H157L156 98V100L155 99H151V102H152V104H153V102H155L156 101V103H158V101L161 103V101H164L163 99H167L168 101L167 102H169V103H171L170 102V99H169V97L172 95V97L173 98H175L176 97V93H174V92H178L179 93V91L178 90H180V88L178 89V87L177 86H179V87H182V86H180V84H182V81H185L184 80V78L181 76V75H179L180 77H175V78H172V79H170L169 81L170 82H173V83H171V86H168L169 84L167 83V85H166V78L168 79ZM199 74H196V76H198ZM205 75V74H204ZM205 75V76H206ZM4 76V77H3ZM54 75H52V78L53 77H55ZM70 76V77H69ZM127 76V75H126ZM125 76V77H126ZM141 76V75H140ZM201 77H204V76H202V75H200ZM207 76H209V75H207ZM2 77H3V80H1L2 79ZM85 77V76H84ZM107 77H110V76H107ZM107 77L105 78V79H107ZM121 77V76H120ZM142 77V76H141ZM149 77V76H148ZM194 77H195V74H194ZM214 77V76H213ZM240 77H243V79L241 80H239V78ZM67 78L69 79H71V80H67ZM127 78H128V76H127ZM145 78H146V76H145ZM144 77H143V79H145ZM150 78V77H149ZM50 79V80H49ZM54 79V78H53ZM52 79V80H53ZM119 79V78H118ZM138 80H139V78H137ZM146 79H148V78H146ZM151 79V78H150ZM154 79V78H153ZM211 79H212V77H211ZM54 80H56V77H55V79ZM67 80V81H66ZM152 80V79H151ZM160 80V81H159ZM6 81V80H5ZM108 81V80H107ZM115 81V80H114ZM113 80H112V82L110 81L109 82V84L110 83H112L113 84V82H114ZM146 81V80H145ZM162 81V82H161ZM169 81H167V82H169ZM181 81V83L179 84V82ZM48 82H50V84H48ZM72 82V81H71ZM70 82V83H71ZM149 82V81H148ZM151 82V81H150ZM153 82V81H152ZM159 82H161L162 84L164 83L165 85H164V87L165 86H167L166 87V89L164 90V87H162V85L161 86H159L158 84H160ZM96 83V82H95ZM129 83V82H128ZM131 83V82H130ZM184 83V82H183ZM82 84H83V82H82ZM81 84V85H82ZM120 84V83H119ZM179 84V85H178ZM251 84H253V82H251ZM48 85H51V86H49L48 87ZM74 85V84H73ZM86 85V84H85ZM126 85V84H125ZM76 86V85H75ZM110 86V85H109ZM111 86H113V85H111ZM122 86V85H121ZM184 86V85H183ZM11 87H10V89H11ZM116 87V86H115ZM168 87H171V88H173V87H176L177 89V91H171V93H169V91L171 90V89H169ZM80 88V87H79ZM79 88H78V90H79ZM83 88H84V86H83ZM86 88V87H85ZM94 88V87H93ZM113 88V87H112ZM117 88V87H116ZM116 88H115V90H116ZM120 88V87H119ZM118 88V90H120ZM253 88V89H252ZM10 89H9V91H10ZM44 89H46V86L44 87ZM47 89H46V91H47ZM58 89H56L57 91H58ZM87 89V88H86ZM126 89V88H125ZM129 89V88H128ZM169 89V91H167ZM189 89V90H188ZM50 90H52V89H50ZM81 90V89H80ZM85 90V89H84ZM94 90V89H93ZM153 90V91H152ZM173 90V89H172ZM257 90V89H256ZM32 91V92H33ZM44 91V90H43ZM45 91V92H46ZM53 91V90H52ZM71 89H70V93H71ZM76 91V89L74 90V92ZM85 91H88V89L87 90H85ZM114 91V90H113ZM130 91V90H129ZM140 91V90H139ZM167 91V92H166ZM200 91V90H199ZM198 91V92H199ZM38 92V91H37ZM68 92H69V90H68ZM67 92V93H68ZM77 92V91H76ZM126 92V91H125ZM193 92H191L192 93V95H190V99H192V98H194V99H196V97L197 96H201V93H197V94H195V95H193ZM201 92V91H200ZM39 93V92H38ZM58 93V94H57ZM82 93V92H81ZM111 93V92H110ZM114 93V92H113ZM124 93V92H123ZM157 95H156V94ZM183 93V92H182ZM181 93V94H182ZM40 94V93H39ZM52 94V93H51ZM61 94V93H60ZM59 94V92H56V96L57 95H60ZM64 94V93H63ZM62 94V96H64ZM69 94V93H68ZM72 94V93H71ZM106 94V93H105ZM117 94V93H116ZM118 94H120V93H118ZM118 94H117V96L116 97H118ZM126 93H124V97H126V95H125ZM148 94V96H149V98H147V96H146V101H147V99H148V101H149V99L151 98V95H149ZM255 94V93H254ZM256 94H258V93H256ZM255 94V95H256ZM264 93L262 92V95H263ZM33 95H35V93H33ZM67 95V94H66ZM70 95V94H69ZM103 95V94H102ZM111 95V94H110ZM121 95V94H120ZM123 95V94H122ZM152 95V96H153ZM183 95V94H182ZM181 95V96H182ZM186 95L188 96V94L186 93ZM253 95V94H252ZM254 95V96H255ZM16 96V95H15ZM39 96V95H38ZM113 96H115V95H113ZM199 96V97H200ZM77 97V96H76ZM82 97V96H81ZM102 97V96H101ZM105 97H106V95H105ZM111 97V96H110ZM155 97H153V98H155ZM180 97V96H179ZM17 98V97H16ZM57 98H63V97H61V95L60 96H57ZM79 98V97H78ZM90 98V97H89ZM123 98V97H122ZM172 98V99H173ZM182 98V97H181ZM82 99V98H81ZM124 99H126V98H124ZM186 99V98H185ZM189 99V98H188ZM187 99V100H188ZM189 99V100H190ZM197 99H198V97H197ZM196 99V100H197ZM200 99V98H199ZM225 99H227V100H229V102L227 103V105H226V102L224 101ZM255 99V98H254ZM13 100V99H12ZM70 100V99H69ZM107 100H109V99H107ZM113 100H115V99H113ZM119 100H121V99H119ZM152 100H154V101H152ZM161 100V101H160ZM187 100H186V102H185V100H184V102L185 103H187ZM195 100V101H196ZM219 100H220V103H222L221 102V100L223 101V103L222 104H224V105H222V104H217V102L219 103ZM68 101V100H67ZM71 101V100H70ZM81 101V100H80ZM91 101V100H90ZM181 101V100H180ZM180 101H178V102H176V103H179ZM194 101V100H193ZM198 101V100H197ZM196 101V102H197ZM255 101V100H254ZM74 102V101H73ZM85 102V101H84ZM103 102V101H102ZM113 102H115V101H113ZM112 102V103H113ZM120 102V101H119ZM127 102V101H126ZM150 102V103H151ZM165 102L166 101H164V104H165ZM215 102H216V104H217V106L215 107ZM261 104H262V109L264 110V96H260V101H259ZM23 103V102H22ZM76 103V102H75ZM90 103H92V102H90ZM107 103H108V101H107ZM123 103V102H122ZM121 103V104H122ZM149 103V102H148ZM199 103H200V101H199ZM198 102H197V104H199ZM203 103V102H202ZM214 103V104H213ZM6 104V103H5ZM78 104H79V102H78ZM89 104V103H88ZM103 104V103H102ZM113 104H115V103H113ZM121 104H119V105H121ZM126 104V103H125ZM204 104V103H203ZM251 105H252V103H250ZM91 105V104H90ZM107 105V104H106ZM124 105V104H123ZM127 105H128V103H127ZM176 105V104H175ZM179 105H182V102H180L179 104H177L176 106L177 107H174V109H176V110H178L179 109V111H180V109L182 108V111L183 110H186V109H183V106L184 107H186V104H183V106L182 107H180ZM21 106H22V104H21ZM89 106V105H88ZM114 106V105H113ZM153 106H154V104H153ZM158 106L160 107V104L158 103ZM163 106V105H162ZM165 106H167L166 104H165ZM169 106V105H168ZM172 106V105H171ZM173 106H174V104H173ZM106 107V106H105ZM108 107H109V105H108ZM107 107V108H108ZM117 107V106H116ZM155 107V106H154ZM154 107H151V108H154ZM180 107V108H179ZM198 107H200L199 105H198ZM211 107V106H210ZM20 108V107H19ZM87 108V107H86ZM95 108H96V111L98 112V114H97V118L98 119H100V114L102 113L101 111V109H103L104 110V108L102 107V106H99V104L98 105H96L95 106ZM118 108V107H117ZM121 108V107H120ZM156 108H158L157 107V105H156ZM162 108V107H161ZM160 108V109H161ZM167 108V107H166ZM212 108V107H211ZM210 108V109H211ZM138 109V108H137ZM150 109V108H149ZM164 108H162V110H163ZM199 109V108H198ZM200 110H201V108H200ZM204 110V109H203ZM156 111L157 110H155V115H156ZM161 111V110H160ZM168 111V110H167ZM187 111V110H186ZM211 111V110H210ZM209 111V112H210ZM212 111L213 112H215L216 113V110L215 109H212ZM106 112V111H105ZM158 112L159 111H157V114H158ZM176 112V111H175ZM178 112V111H177ZM188 112V111H187ZM205 112V111H204ZM208 112V113H209ZM81 113V112H80ZM107 113H109V112H107ZM153 113V112H152ZM163 113V112H162ZM162 113H160V114H162ZM173 113V112H172ZM192 113V112H191ZM199 113V112H198ZM201 113V112H200ZM94 114V113H93ZM150 114V113H149ZM178 114H179V112H178ZM178 114H176L175 113V117L178 115ZM184 114H185V111H183V113L182 114H180L181 116L183 115L184 116ZM211 114V113H210ZM209 114V115H210ZM214 114V113H213ZM15 115V118H16V113L14 114ZM17 115H19V113L17 114ZM22 115V114H21ZM96 115V114H95ZM108 115V114H107ZM169 115V114H168ZM188 115H189V113H188ZM250 115H253V116H250ZM260 115H261V113H260ZM259 115V116H260ZM10 116H11V114H10ZM20 116V115H19ZM19 116H17V117H19ZM99 116V117H98ZM156 116H159V115H156ZM155 116V117H156ZM166 116H167V113H166ZM179 116V115H178ZM196 116V115H195ZM204 116H205V114H204ZM213 116V115H212ZM258 116V117H259ZM0 117H1V115H0ZM108 117V116H107ZM153 117V116H152ZM154 117V118H155ZM160 117H161V115H160ZM174 117V116H173ZM189 117L190 118H192V116L191 115H189ZM202 117V116H201ZM215 117V116H214ZM251 117V118H250ZM257 117V116H256ZM257 117V118H258ZM264 117V116H263ZM151 118V117H150ZM153 118V119H154ZM162 118H163V115H162ZM180 118V117H179ZM188 118V117H187ZM203 118V117H202ZM209 118H211V117H209ZM208 118V120H210ZM256 118V119H257ZM261 118V117H260ZM2 119V118H1ZM20 119H22V118H20ZM19 119V120H20ZM24 119V118H23ZM95 119H96V117H95ZM158 119V118H157ZM156 119V120H157ZM253 119H255V117L253 118ZM252 119V120H253ZM14 120V119H13ZM17 120V119H16ZM15 120V121H16ZM19 120H18V122H17V125H18V123H19ZM97 120V119H96ZM155 120V119H154ZM167 120V119H166ZM170 120V119H169ZM173 120H174V118H173ZM173 120H172V122H173ZM183 120H185V119H183ZM199 120V119H198ZM197 120V121H198ZM261 120V119H260ZM2 121V120H1ZM159 121V120H158ZM187 119L184 121V122H182L181 121V123H184V125L182 126L183 128H188L189 130L187 131V129H186V131L190 134V136H189V138H188V136H186L185 137V134L187 133H185L184 134V138H186L185 139V142L187 143L188 141H191V140H193V139H191V140H189L190 139V137L193 135L192 133H194V131H195V129L194 128H196V126H193V128L191 127L190 128V125H189V127L188 126H185V125H188L187 124ZM193 121V120H192ZM192 121H190V122H192ZM195 121V120H194ZM196 121V122H197ZM201 122H202V120H200ZM199 121V122H200ZM150 122H152V121H150ZM154 122V121H153ZM162 122V121H161ZM165 122V120L163 121V123ZM171 122V123H172ZM185 122H186V124H185ZM198 122V124H199V126H200V123ZM228 122H226L227 124H228ZM156 123V122H155ZM155 123H153V124H155ZM170 123V124H171ZM174 123V122H173ZM177 123V122H176ZM223 125H222V124ZM250 123V122H249ZM248 123V124H249ZM257 123V122H256ZM169 124V125H170ZM195 124V123H194ZM198 124H197V126H198ZM202 124V123H201ZM247 124V125H248ZM179 125V124H178ZM206 125V124H205ZM217 124H215L214 125V127L216 126ZM225 122H220L219 123V126L218 127H225ZM244 125V124H243ZM242 125V126H243ZM258 125V124H257ZM260 125V124H259ZM245 126V125H244ZM153 127H154V125H153ZM159 127V126H158ZM165 127H167V126H165ZM175 127H176V124H175ZM205 127H207V126H205ZM217 127V126H216ZM215 127V128H216ZM220 127V129H222ZM252 128L254 127H256V125L254 126V124H253V126H251ZM251 127H250V129H251ZM157 128V126L155 125V130H158V129H156ZM160 128H162V126H160ZM199 128V127H198ZM202 128V129H201ZM200 129H198L199 131L200 130H203V129H205V128H203V127H201ZM212 128H213V126H212ZM234 128V127H233ZM236 128V127H235ZM163 129H164V126H163ZM159 130V131H157L158 133L160 132V135H161V133H162V131H164V130ZM175 129V128H174ZM230 129H232V128H229V130L228 129H223V131L221 130L220 131V133H222V135L223 136H228L229 135V138H230V135L231 134H229V132L231 133L232 132V130H230ZM249 129V128H248ZM247 129V130H248ZM167 130H168V128L166 129V131H165V133H167L168 134V132H167ZM171 130H172V128H171ZM177 130V129H176ZM181 130H185V129H182L181 128ZM181 130H180V134H182V132H181ZM197 130V129H196ZM206 130V129H205ZM241 130V129H240ZM247 130H245V131H247ZM255 130V129H254ZM198 131V132H199ZM208 131V130H207ZM256 131H257V129H256ZM184 132V131H183ZM197 132V133H198ZM203 132H206V131H204L203 130ZM239 132V131H238ZM247 132H249V131H247ZM252 132V131H251ZM251 132H249V133H251ZM170 133H172L171 131H170ZM169 133V134H170ZM199 133H201V132H199ZM198 133V135H200ZM173 134H177V133H175V131H173ZM180 134H178L177 135V137L178 138H180V137H183V136H180ZM188 134V135H189ZM192 134V135H191ZM204 134H207V133H204ZM204 134H203V136H204ZM159 135V134H158ZM160 135H159V137H160ZM164 135V134H163ZM171 135V134H170ZM202 135V134H201ZM208 135V134H207ZM155 136V138H156V135H153V137ZM162 136V135H161ZM164 136H166V137H168L167 135H164ZM173 136V135H172ZM171 136V138H173ZM197 136V135H196ZM202 136V137H203ZM206 136V135H205ZM252 136V135H251ZM250 136V137H251ZM157 137L156 138V141L158 142V144L160 143V142H167V140H163V138L162 137ZM165 137V138H166ZM176 137V136H175ZM175 137H174V139H175ZM176 137V138H177ZM248 137V136H247ZM155 138L153 139V140H155ZM169 138V137H168ZM170 138V139H171ZM207 138V137H206ZM229 138H228V140H229ZM249 138V137H248ZM188 139V140H187ZM151 140H152V138H151ZM176 140V139H175ZM181 140V139H180ZM187 140V141H186ZM195 140V139H194ZM231 141H232V139H230ZM172 142H173V140H171ZM155 141H153V143H154ZM166 142H165V144H164V147H165V145H166ZM176 143H174V149H176V148H178V146H180L179 144L177 145V142H180V141H175ZM183 142V141H182ZM208 142H210V141H208ZM216 142V141H215ZM189 143V142H188ZM211 143V142H210ZM157 144V143H156ZM161 144V143H160ZM169 144H171L170 143V141H169ZM173 144V143H172ZM182 144V143H181ZM185 144V143H184ZM183 144V145H184ZM196 144V143H195ZM195 144H192L194 147H195ZM205 144V143H204ZM224 143L222 142V145H223ZM206 145V144H205ZM207 145H208V143H207ZM155 146V145H154ZM186 146V145H185ZM184 146V148H187V146H191V145H188L187 144V146L185 147ZM226 146V145H225ZM163 146H162V144H161V148H162ZM171 147V146H170ZM223 147V146H222ZM154 149L155 148H157V147H153ZM158 150L160 151V153H162L164 150V148L162 149L163 151L161 152V149H160V146L158 145ZM172 148V147H171ZM170 148V149H171ZM182 148V147H181ZM189 148H191V147H189ZM204 148V147H203ZM209 148V147H208ZM225 148V147H224ZM229 148V147H228ZM169 149V150H170ZM201 149V148H200ZM156 150V149H155ZM158 150L156 151V152H158ZM168 150V151H169ZM172 150V149H171ZM179 150V149H178ZM191 150V149H190ZM196 150V149H195ZM222 150H224V149H222ZM226 150H227V148H226ZM180 151V150H179ZM189 151V150H188ZM202 151V150H201ZM209 151V150H208ZM228 151V153L227 154H231L232 152L230 151V148H229V150H227ZM227 151H225V152H227ZM155 152V154H159V153H156ZM170 152H172V151H170ZM185 152V151H184ZM196 152V151H195ZM193 153V152H192ZM197 153H200L199 151L197 152ZM205 153V152H204ZM166 154V153H165ZM172 154V153H171ZM174 154V153H173ZM172 154V155H173ZM181 154V153H180ZM188 154H187V151H186V154H181L180 155V157H176L175 158V160L172 162L171 161V166H172V168H171V170H172V172L174 173V174H177V173H179L180 174V172L182 173H184V174H182V176L183 175H187V178L189 179L191 176L190 175H192V174H197V176H198V178H200V179H202V178H204L205 177V179H208V178H206L208 175H206V176H203L202 177V174H201V172H203L204 173V175H205V173H207V172H205V170H203V168L202 167H204V165L201 167L200 166V162L199 161H197V162H199V163H196V159H195V156H194V154L193 155H191V154H189L188 156H187ZM195 155H197L196 153H195ZM205 155V154H204ZM224 155H226V153L224 154ZM228 155V156H229ZM200 156V155H199ZM210 156V155H209ZM156 157H157V155H156ZM175 157V156H174ZM173 157V158H174ZM201 157V156H200ZM218 157H220V156H218ZM158 158H159V156H158ZM161 158V157H160ZM159 158V159H160ZM167 158V157H166ZM211 158V157H210ZM233 158V157H232ZM180 159V160H179ZM200 159V158H199ZM207 159V158H206ZM228 160H229V158H227ZM209 160V159H208ZM165 161V160H164ZM163 161V162H164ZM204 161V160H203ZM219 161V160H218ZM159 162H161V161H159ZM167 162V161H166ZM206 162V161H205ZM209 162V161H208ZM230 162V161H229ZM177 163H179L180 164V166L179 165H176ZM264 163V162H263ZM160 164V163H159ZM195 164V165H194ZM223 164H225L224 162H223ZM157 165V164H156ZM202 165V164H201ZM209 165V164H208ZM263 165V164H262ZM179 166V167H178ZM250 166V165H249ZM264 166V165H263ZM157 167H160V166H157ZM162 167V166H161ZM159 168L160 169V171H162V172H160L161 173V175H162V178H163V180H164V184H165V187H167V189L169 190V189H171L172 187L170 186V180H169V178H168V180L165 178V176L167 177V175H166V172H164V170H163V168ZM217 167V166H216ZM225 167V166H224ZM253 167V166H252ZM206 169V168H205ZM224 169L225 168H223V169H221L220 170V172H223L224 171ZM250 169V168H249ZM196 170V171H195ZM206 171H207V169H206ZM228 171V170H227ZM226 171V172H227ZM196 172V173H195ZM218 172V171H217ZM169 174V173H168ZM179 174H177L178 176H179ZM201 174V175H200ZM223 174V173H222ZM184 176V178L185 179H187L186 177ZM188 176H190V177H188ZM197 176L194 178V180H196V179H198L197 178ZM177 177V176H176ZM176 177L174 176V178L176 179ZM193 177V176H192ZM210 177V176H209ZM165 178V179H164ZM178 178H181V176L180 177H178ZM177 178V179H178ZM183 178V179H184ZM236 178H237V180H238V182H239V180H240V176L239 177H235V179H233V181H236ZM161 179V178H160ZM178 180H181V179H178ZM209 180L211 181L212 180V176H211V179L209 178ZM189 181V180H188ZM193 180H191L190 182H192ZM196 181H198V180H196ZM195 181V182H196ZM203 181H206V180H204V179H202V182L200 183V181H199V183L198 184H200V186L202 185V184H204L205 182H203ZM134 182V181H133ZM179 182V184H181V181H178ZM207 182V181H206ZM163 183V182H162ZM186 183V182H185ZM169 184V185H168ZM183 184V183H182ZM193 184H194V182H193ZM209 184V183H208ZM234 184V183H233ZM237 184V183H236ZM127 185H129V190H130V188H132V186H133V183H132V181H130V182H128L127 183ZM163 185V184H162ZM176 185V184H175ZM190 185V184H189ZM212 184L210 183V185H208V186H211ZM242 185V184H241ZM169 186V187H168ZM181 186V185H180ZM196 186L198 187V185L196 184ZM196 186H194L193 185V187H190L189 189L191 190H189L188 192H186V191H184V192H186V193H184V194H182L181 195V197H179L180 198V203H181V201L183 202L182 203V206L180 207L179 206V208H184L183 209V211L182 212H184V210H185V214L187 215L186 217H188L187 219H185V218H180V219H176V227H178L177 229L178 230H180V232L177 230V232H179V235H180V240H179V244H180V242H181V244L179 245V246H181V245H183V246H181L180 248L181 249H179V248H177V250L179 251H182L183 253H187L188 255H192V253H194L196 250L194 249V248H196V249H202L203 250V248H207V246H206V244L205 243H202L201 244V240H204L205 241V239H207V242L206 243H208V241L210 240L209 238H208V234L207 233H209V235H210V229H212V228H214L213 227V224H211L210 222H211V220H213L212 218H211V216H213L214 214H212L211 215V212H212V207H210L211 205V203L213 202V201H211V203H210V199H209V197L208 196H210L211 197V194H212V196H213V192L215 191H213V192H211V193H209V192H207V193H204V194H206V196L208 197V201H209V205L210 206H207L208 204L206 203V200H207V198H206V200H205V195L203 194V192L204 191H202V192H200V191H192V189L194 190L195 189V187ZM203 186V185H202ZM201 186V187H202ZM205 186H207L206 184H205ZM236 186V185H235ZM163 187H164V185H163ZM164 187V188H165ZM182 187V186H181ZM180 187V188H181ZM183 187H184V184H183ZM234 187V186H233ZM232 187V188H233ZM238 187V190L240 189L239 187H242V186H237ZM236 187V188H237ZM65 188V187H64ZM63 188V189H64ZM135 188V187H134ZM132 189V190H136V189ZM174 188V187H173ZM173 188H172V190H173ZM212 188V187H211ZM210 188V189H211ZM247 189H248V187H246ZM178 189V188H177ZM183 189V188H182ZM197 189V188H196ZM243 189V188H242ZM241 189V190H242ZM246 189V190H247ZM184 190V189H183ZM186 190V189H185ZM213 190V189H212ZM233 190H235V189H233ZM233 190H231V192L233 191ZM241 190H239L238 192H241ZM244 190V189H243ZM242 190V191H243ZM131 191V190H130ZM174 191V190H173ZM181 191V190H180ZM206 191V190H205ZM182 192V191H181ZM237 191H236V193H238ZM178 193V192H177ZM243 193V192H242ZM132 194V193H131ZM179 194H180V192H179ZM210 194V195H209ZM233 194V193H232ZM231 194V195H232ZM240 194V193H239ZM136 195V194H135ZM166 195V194H165ZM171 195V194H170ZM236 195V196H235ZM233 194L232 196H234V197H238L237 196V194ZM128 197V196H127ZM158 197V196H157ZM156 197V198H157ZM216 197V196H215ZM215 197H214V199H215ZM135 198V197H134ZM178 199V198H177ZM205 200V202H204V200ZM212 199H213V197H212ZM213 199V200H214ZM217 200V199H216ZM215 200V201H216ZM153 201V200H152ZM154 201H155V199H154ZM157 201V200H156ZM198 201V202H197ZM137 203V202H136ZM151 203V204H150ZM155 203V202H154ZM158 203H160V202H158ZM158 203H155V205L157 204V205H159ZM175 203V202H174ZM197 203V208H199V207H201L202 206V208H205V213H203L198 219H196L195 220V222H193L192 220H193V217L196 215V211H198V209L196 210V208L195 209H193L196 205ZM217 203V202H216ZM153 204V202H147V205L148 206H150V205H152ZM133 205V204H132ZM194 205V206H193ZM213 205V204H212ZM216 205V204H215ZM160 206V205H159ZM158 206V207H159ZM167 206V205H166ZM152 207V206H151ZM157 207V208H158ZM212 208V209H211ZM200 209V208H199ZM219 209V208H218ZM217 209V210H218ZM153 210V209H152ZM176 209H175V206H174V211H175ZM180 210V209H179ZM182 210V209H181ZM180 210V211H181ZM193 210L195 211V212H193ZM204 210V209H203ZM214 211H215V207H214V209H213ZM216 210V216L218 215V211ZM158 211V210H157ZM161 211V210H160ZM173 211V212H174ZM153 213H154V211H152ZM176 212V211H175ZM220 212V211H219ZM170 213V212H169ZM178 213V212H177ZM194 213H195V215H194ZM213 213V212H212ZM179 214V213H178ZM177 214V215H178ZM170 215H171V213H170ZM175 218V217H174ZM174 218H167V219H171V220H173L174 221ZM195 218H196V216H195ZM216 218H218V217H216ZM162 219H164V218H162ZM166 219V217H165V220H167ZM160 221H161V219H160ZM168 221V220H167ZM162 222H163V220H162ZM213 222V221H212ZM172 223V222H171ZM171 223H169V224H171ZM160 224H161V222H160ZM164 224V223H163ZM166 224V223H165ZM162 225V224H161ZM174 225V224H173ZM173 225H171V226H173ZM211 225H212V227H211ZM166 226V225H165ZM170 226V225H169ZM169 226H167V229H168V227ZM208 226L210 227V229L208 228ZM174 227H175V225H174ZM175 227V228H176ZM192 228L193 227V229L196 227V230L193 232L192 231V229H191V233L193 232L194 233V236H192V238H196L197 239V242L199 243L200 242V244H201V246L202 245H205V246H203V248H199V246H200V244H198V243H196L195 241V243H192L193 245L194 244H197V245H195L196 247H192L191 245V243H190V245H188V241L185 239H182V237L183 236H181V234L183 233V232H185V229H187V228ZM216 227H219V225L217 226L216 225ZM171 228V227H170ZM174 228V229H175ZM220 228V230H221V227H219ZM218 228V229H219ZM184 229V230H183ZM215 229V228H214ZM147 230V229H146ZM149 230V229H148ZM146 231V233H148V235H149V233H151V232H149V231ZM173 230V227H172V229L170 230V232L168 231V230H166L167 232H169L170 234H171V231ZM213 230V229H212ZM212 230H211V232H212ZM150 231H152V230H150ZM173 231H175V230H173ZM181 231H183V232H181ZM176 232V233H177ZM186 232H188V231H186ZM184 233V234H182V235H184V236H186V238H187V235L190 233V230H189V232H188V234L187 233ZM175 233V232H174ZM174 234L175 236L177 235L178 236V233L177 234ZM204 234V236H201L200 234ZM187 234V235H186ZM205 234H207V237H206V235ZM213 234V233H212ZM218 235V234H217ZM170 236V235H169ZM168 236V237H169ZM175 236H173V238H175ZM190 236H191V234H190ZM216 236V235H215ZM171 237H172V234H171ZM188 237H189V235H188ZM198 237V238H197ZM202 237H204L203 239H202ZM210 237H211V235H210ZM213 237H214V235H213ZM218 237V236H217ZM220 237V236H219ZM172 238V239H173ZM183 238H185V237H183ZM215 238V237H214ZM169 239V238H168ZM188 239V238H187ZM201 239V240H200ZM217 238H215V239H211L210 240V242L209 243H211V241H213V240H216ZM189 240V239H188ZM172 241H175V239L174 240H172ZM191 241H193L192 239L191 240H189V242H191ZM178 241H176L174 244H175V246L178 244L177 243ZM157 244V243H156ZM156 244H155V242H154V245L156 246ZM208 245V244H207ZM178 245L176 246V247H179ZM215 246H216V244H215ZM169 247H170V245L169 246H167V248L169 249ZM198 247V248H197ZM171 248V247H170ZM193 248V251H190L191 249ZM208 248H209V245H208ZM214 248H216V247H214ZM217 248H218V245H217ZM220 248V247H219ZM222 248V247H221ZM221 248H220V251H222L221 250ZM171 249H173V248H171ZM176 249V248H175ZM174 249V250H175ZM176 250V251H177ZM212 250V249H211ZM156 251V250H155ZM169 251H170V253L172 254L173 252V250L171 251L170 249H169ZM169 251H168V253H169ZM180 251L178 252L179 254H180ZM206 251H207V249H206ZM206 251H203V252H206ZM215 251H219V250H215ZM219 251V252H220ZM181 252V253H182ZM214 252V251H213ZM177 252H175V254L177 255L178 254ZM182 253V254H183ZM197 253V252H196ZM157 254V253H156ZM174 253L172 254V255H174V257H175V260L174 261H177V263L179 262V264H189V262H190V260H189V258L190 257H187V254L186 255H181V257H179V255H178V257H179V259L178 260H180V258H181V261H178L177 260V257H176V255H175ZM213 254V253H212ZM216 254H217V252H216ZM215 254V255H216ZM168 255V254H167ZM170 255V254H169ZM193 255H195V253L193 254ZM193 255H192V257H193ZM218 255V257H219V255H221V254H217ZM216 255V256H217ZM222 256V255H221ZM170 257H171V255H170ZM174 257H172V258H174ZM195 257H196V255H195ZM172 258H170V259H172ZM194 258V257H193ZM192 258V260H194ZM196 261V260H195ZM174 263H176V262H174ZM174 263H172V264H174ZM176 263V264H177ZM194 264V263H193ZM212 264V263H211Z\"/></svg>",
  "mask_w": 264,
  "mask_h": 264
},
{
  "label": "crops",
  "instance_id": "0c3cea01",
  "mask_svg": "<svg viewBox=\"0 0 264 264\" xmlns=\"http://www.w3.org/2000/svg\"><path fill=\"white\" fill-rule=\"evenodd\" d=\"M27 143L0 127V264H58L52 228L77 234L63 257L98 264L85 254L99 226L91 202L83 199L86 186L57 180L51 159L39 158Z\"/></svg>",
  "mask_w": 264,
  "mask_h": 264
},
{
  "label": "built area",
  "instance_id": "2783aa9c",
  "mask_svg": "<svg viewBox=\"0 0 264 264\" xmlns=\"http://www.w3.org/2000/svg\"><path fill=\"white\" fill-rule=\"evenodd\" d=\"M49 239L51 246L55 251L58 264H75L62 256V250L66 248L67 244L74 238L77 234L69 232H61L57 229H49Z\"/></svg>",
  "mask_w": 264,
  "mask_h": 264
}]
</instances>
